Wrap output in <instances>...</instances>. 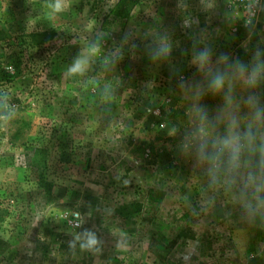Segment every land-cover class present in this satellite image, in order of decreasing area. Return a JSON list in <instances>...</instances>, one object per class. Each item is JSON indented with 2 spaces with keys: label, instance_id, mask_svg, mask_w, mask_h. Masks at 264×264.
<instances>
[{
  "label": "rangeland",
  "instance_id": "rangeland-1",
  "mask_svg": "<svg viewBox=\"0 0 264 264\" xmlns=\"http://www.w3.org/2000/svg\"><path fill=\"white\" fill-rule=\"evenodd\" d=\"M120 1L0 0V264H264V0Z\"/></svg>",
  "mask_w": 264,
  "mask_h": 264
},
{
  "label": "clouds",
  "instance_id": "clouds-1",
  "mask_svg": "<svg viewBox=\"0 0 264 264\" xmlns=\"http://www.w3.org/2000/svg\"><path fill=\"white\" fill-rule=\"evenodd\" d=\"M56 10L59 11L60 10V4L59 2L56 4ZM207 59V54L203 53L201 54V61H205ZM85 70V62L82 60H77L74 65L69 69V71L73 74L76 73H83V71ZM254 77H255V72H253L252 77H250V82H254ZM212 85L215 89H221L224 85V80L222 78V76L217 75L215 77V79L212 82ZM224 145L226 147L232 148V150L235 152L237 150V146L236 143L234 141L233 138H229L226 139L224 141ZM77 239H79V237H77ZM97 243L96 239L89 235L86 244H82L81 247L82 248H91L93 247L95 244Z\"/></svg>",
  "mask_w": 264,
  "mask_h": 264
},
{
  "label": "trees",
  "instance_id": "trees-1",
  "mask_svg": "<svg viewBox=\"0 0 264 264\" xmlns=\"http://www.w3.org/2000/svg\"><path fill=\"white\" fill-rule=\"evenodd\" d=\"M126 0H121L120 2H118L114 7L112 12H114V15L118 16V17H126L128 12L130 11V9L132 8V5H126L125 4ZM125 10V11H123Z\"/></svg>",
  "mask_w": 264,
  "mask_h": 264
}]
</instances>
